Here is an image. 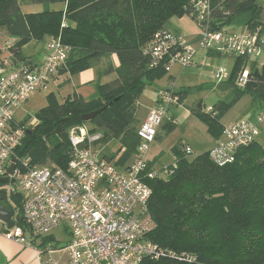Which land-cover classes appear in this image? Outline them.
I'll return each mask as SVG.
<instances>
[{"label": "trees", "instance_id": "1", "mask_svg": "<svg viewBox=\"0 0 264 264\" xmlns=\"http://www.w3.org/2000/svg\"><path fill=\"white\" fill-rule=\"evenodd\" d=\"M43 6L42 12L22 14L18 0H0V28L7 38L16 39L10 53L17 61H25L21 46L31 38L44 35L60 37L71 48L60 72L76 75L102 58L115 55L119 66L108 65L104 73L115 72L117 78L100 85L98 98L89 102L79 96L68 97L40 109L37 123L25 131L17 149L19 157H29L33 165H55L65 169L68 162V130L86 126L104 139L116 140L123 154L120 163L128 161L138 144L134 105L141 90L154 78L165 75L161 69L149 68L145 45L153 35L164 30L172 16L191 15L192 0H24ZM62 4L63 9H49ZM213 19L223 25L246 14L247 29L262 27L259 0H211ZM67 22L74 24L69 25ZM209 56H219L207 52ZM242 59H236L227 84L264 104V65L252 63L244 87L235 86ZM239 65V67H238ZM239 70L238 74L236 70ZM237 70V71H238ZM179 102L187 92H175ZM224 105V106H223ZM105 107L87 122L84 114ZM225 104L212 113L202 115L208 134L217 139L223 126L219 119ZM174 125L164 127L168 133ZM173 149L176 168L167 179L147 180L151 189L149 213L155 228L148 239L164 250L193 255L191 264H264V146L254 142L237 151L235 161L223 167L214 165L208 152L190 159L182 149ZM112 159L113 156H108ZM4 184L0 183V187ZM13 199V198H12ZM15 210L19 207L18 199ZM16 223L23 221L17 215ZM141 264H186L170 259H144ZM188 264V263H187ZM190 264V263H189Z\"/></svg>", "mask_w": 264, "mask_h": 264}, {"label": "built area", "instance_id": "2", "mask_svg": "<svg viewBox=\"0 0 264 264\" xmlns=\"http://www.w3.org/2000/svg\"><path fill=\"white\" fill-rule=\"evenodd\" d=\"M190 5L200 29L194 42L166 30L156 32L144 47L149 68L165 73L173 66L187 69L193 65L197 51L202 50L242 59L244 65L235 86L244 87L249 61L264 54V32L260 27L253 31L246 27L240 32L224 28L213 19L211 0H192ZM14 42L6 38L0 50V178H8L0 190H5L13 209V199H18L14 216H20L23 223L18 225L14 217L10 229L0 223L6 236L22 246H35L40 264H141L144 259L193 263V255L164 250L148 239L155 223L148 210L151 189L146 181L167 177L176 168L174 163L160 173L146 160L161 124L171 120L170 105L179 103L174 84L169 85L170 91L157 96L154 107L136 130L138 144L132 157L121 163L120 169L103 154L105 146L97 148L103 144L101 133H91L86 126L68 130L69 159L65 169L33 165L29 157H19L17 149L25 131L37 122L30 127L17 123L15 112L61 75L71 48L60 37H50L41 61H17L10 53ZM213 76L220 83L228 77L222 70H214ZM206 112L216 114L213 108ZM255 122L237 119L223 126L220 138L208 151L210 161L218 167L232 164L238 150L255 142L258 128L264 124V111ZM182 149L186 154L191 152L187 146ZM123 151L120 148L122 154ZM10 166L13 170L9 175ZM60 226L69 235L67 242L63 246L48 244L47 234ZM58 253L63 257L56 259L54 255Z\"/></svg>", "mask_w": 264, "mask_h": 264}, {"label": "rangeland", "instance_id": "3", "mask_svg": "<svg viewBox=\"0 0 264 264\" xmlns=\"http://www.w3.org/2000/svg\"><path fill=\"white\" fill-rule=\"evenodd\" d=\"M18 3L21 13L25 15L36 14L43 10V6L40 4H33L24 0H18ZM259 3L262 9L259 21L262 23V27H264V0H259ZM48 8L61 10L63 9V5L50 4ZM247 20L248 16L246 14L240 15L235 18L231 24L224 25V28H229L236 32L243 31V29L246 28L245 24ZM163 29L176 37L185 38L191 42H193L200 31L195 22L187 15L168 18L163 25ZM261 30L264 32L263 28H261ZM50 37L49 35H44L40 39L31 38L21 46L22 56L31 58L35 62L41 61L44 55L45 43ZM6 38L7 35L4 29L0 28V50L3 48ZM14 41L16 42V39H14ZM2 55H4V53H2ZM235 60L236 59L232 57L209 56L206 52L198 50L194 56L193 65L191 67L181 70L179 66H173L169 73L154 78L141 90L134 105V126L136 128H138V122L142 121L154 107L158 93L170 91L172 89V87L169 86L170 84H174L173 90L176 92H187L181 102L170 105L168 117L171 120L161 124V128L158 131V139H155L149 145L146 160L155 171L162 173L163 170L173 166L175 163L173 149L175 147L180 146L181 148L183 145L189 147L191 154L188 157L193 159L196 156L208 152L216 142L217 139L211 137L206 130V125L203 120L204 117L192 112L197 106H199L200 114H207V109H217L220 104H225L223 115L219 119L221 125L224 124L226 126L236 119L256 124L255 120L257 114H259V111L260 113L263 112L261 110H264V104L260 101L253 100L250 95L243 94L239 96L232 105L226 106L236 98L237 93L235 87L231 85L232 87L226 91H219L216 88V85L220 82L214 79V70H222L225 76L229 77L233 70ZM241 62V67H243L244 61ZM262 62H264V54L257 60H250L249 66L252 63H256L259 67ZM90 68L95 72V79L93 82L80 83L78 78L65 76L66 79L65 77L63 79L62 75H59L55 79V85L50 84L46 91L35 92L24 106L15 112L14 120L17 123H25L26 126L30 127L37 122L36 114L40 109L54 103L63 102L62 98L70 93L74 96L73 93L75 92L81 95L83 100L87 101L97 97L99 94L98 87L106 83L107 80L112 77L113 73L103 75L102 65H94ZM237 70L235 74L239 73L240 68L238 71ZM169 75L174 78V82H172V78L169 79ZM222 83L227 84V80H223ZM252 103L254 104L252 105ZM253 114L256 115L253 116ZM167 123L174 125V128L168 133H166L164 129ZM87 127L89 128L90 126L87 125ZM258 134L255 142L264 146V124L259 126ZM102 146H105L103 154L105 153L108 156H113L112 163L120 169L121 163L116 162V158L120 157L122 153L120 152V146L117 141L113 139H104L103 144L97 148L100 149ZM167 178L169 177H164L163 179ZM14 218H16V215ZM47 236H50L48 244L53 246H63L69 237L67 232L64 231L63 226L52 230ZM54 257L60 259L63 255L58 253L55 254Z\"/></svg>", "mask_w": 264, "mask_h": 264}, {"label": "crops", "instance_id": "4", "mask_svg": "<svg viewBox=\"0 0 264 264\" xmlns=\"http://www.w3.org/2000/svg\"><path fill=\"white\" fill-rule=\"evenodd\" d=\"M68 24L74 26V24H72L70 22ZM194 40H195V38H194ZM194 40H193V42H194ZM26 59H30V58H26ZM94 65H102L103 75H109L111 73H104V70L106 69V67L108 65H110L113 69H116L119 66V62H118V59H117V57L115 55H111L108 58H102L99 61H97L96 63H93L91 65V67H93ZM263 65H264V62H262L259 67H261ZM112 73H113L112 77L109 80H107L106 83H103L101 85L108 84V83L112 82L113 80H115L117 78L115 72H112ZM61 75H62L63 79H64L65 76L66 77H72V78H78V81L80 83L93 82L94 79H95V72L92 71L91 68H88L87 70L79 72L76 75H69L67 73H64V74L62 73ZM66 77H65V79H66ZM168 77H169V79L172 78V82H174V78L172 76L169 75ZM169 79H167V80H169ZM55 81L56 80H54L51 84L55 85L56 84ZM71 94L72 93H70L67 96L63 97L62 101L64 99H66L67 97H71L72 96ZM73 95H77V96H79L81 98V95H79V94H77L75 92L73 93ZM158 95H159V93H158ZM98 96H99V94H98ZM98 96L93 98V99H91V100H94V99L98 98ZM91 100H88V101L87 100H83V101L89 102ZM253 104L254 103H252V105ZM261 111H264V110H261ZM258 113L260 114V111ZM256 114H253V116L256 115ZM144 119L142 121L138 122V126L144 121ZM222 125H224V124H222ZM158 137L159 136L157 135L156 139H158ZM219 138H217V140ZM215 143L213 144V146L215 145ZM0 264H40V259H39L38 252H37L35 246H22L18 242L14 241L12 239H9L6 236V234L3 232L2 226L0 224Z\"/></svg>", "mask_w": 264, "mask_h": 264}, {"label": "water", "instance_id": "5", "mask_svg": "<svg viewBox=\"0 0 264 264\" xmlns=\"http://www.w3.org/2000/svg\"><path fill=\"white\" fill-rule=\"evenodd\" d=\"M28 64V61H26ZM232 86L224 83H218L216 85L217 90L219 91H226L230 89ZM105 107L97 109L93 112L87 113L82 115L81 120L82 122H87L94 118L97 114L103 111ZM13 166H10L7 169V173L10 175L12 173ZM0 183L6 184L8 183V178H0ZM14 217V209L8 204L7 195L5 190H0V223L5 224L7 229H10L14 226V222L12 218Z\"/></svg>", "mask_w": 264, "mask_h": 264}]
</instances>
